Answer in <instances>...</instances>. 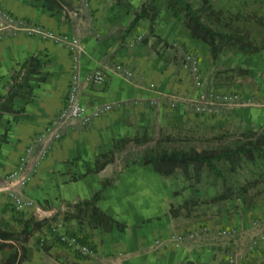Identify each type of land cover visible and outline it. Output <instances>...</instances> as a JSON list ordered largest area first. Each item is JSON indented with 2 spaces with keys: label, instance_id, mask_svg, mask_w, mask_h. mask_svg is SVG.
<instances>
[{
  "label": "crops",
  "instance_id": "crops-1",
  "mask_svg": "<svg viewBox=\"0 0 264 264\" xmlns=\"http://www.w3.org/2000/svg\"><path fill=\"white\" fill-rule=\"evenodd\" d=\"M0 8L13 18L11 26H0V106L8 107L7 111L0 113V138L6 136L5 142H0V212L9 207L6 205L9 201L2 189L1 180L14 168L18 157L30 147L31 161H39L31 181L21 192L38 206L51 205L52 208L41 209L42 213L37 214L49 217L58 203L75 204L90 199L101 188L102 182L112 177L116 169H120L112 162L97 172H88L93 170L97 156L112 151V142L117 140L115 138L129 135L100 134L106 130V123H110L109 115L118 119L125 117L126 113L123 114V110L116 114L112 112L97 120L95 128L90 130H81L79 121L64 123L57 118L44 133L57 109L66 102L70 84L67 70L71 67V60L69 56L66 58L57 51L50 40H43L39 35L29 36L25 31L26 27L32 28V25L48 33L62 32L66 29L65 25L61 24L57 16H50L51 12L43 11L39 0H0ZM105 23L98 28L84 25L74 32L85 47L78 61L77 95L80 102L91 111L100 105L114 106L131 99L146 103L148 99L159 98L160 93L171 95L169 88H177L178 82L169 76V66L164 59L168 51L166 44L175 39L167 28L158 25V21L153 24V34L158 36V41L154 45L150 39L148 45H152L153 50L158 52L156 54L151 53L149 47L137 46L131 51L119 49L116 40L107 41L109 21ZM45 47L46 52L43 51ZM30 57H35L43 64V82L32 86V78H28L27 83L17 90L15 83L23 75L22 72L19 74V68ZM117 63L132 68L133 76L126 80L113 74L112 68ZM96 69L105 72L104 82L86 83L85 75ZM177 75L182 78L180 87H184V74L179 67ZM105 83V90L96 89ZM150 83H154L156 91L149 87ZM14 90L18 95L10 101L8 92ZM54 132L61 133L59 138H53L51 134ZM43 148H46L45 155L38 157ZM168 183L167 176L155 172L150 166L132 165L122 169L117 180L100 197L97 207L123 225V229L114 230L110 241L106 238V241L96 244L94 237L96 247L92 255L86 258H71L72 253L57 241L49 228L48 234L51 237L40 234L39 243L45 245L43 248L38 247L33 237H30L33 231L27 236L19 232L23 238L19 240L23 247L17 244V240L10 239L13 237L10 232L0 231L10 235L7 243L21 248L24 255L21 264H226L225 260L220 262L218 259L219 248L232 251L235 250L237 240L244 243L251 231L249 221L245 220L241 226L236 225L234 219L231 221L235 227L229 235L232 242L222 241L221 236H216L213 231L202 233L200 237L198 234L196 238L188 237L187 234L197 229L202 222L191 221L196 217H191L189 221L180 215H171V206L179 202L175 200L177 197L174 191H171L168 198ZM129 202H151L153 206H135L136 211L134 209L131 215L129 212L124 214L122 208ZM127 210L132 211V207L128 206ZM1 217L5 216L0 214ZM216 219H209L204 224H212ZM216 226L221 228L220 224ZM232 226L229 229L232 230ZM8 227L13 229L11 224ZM262 245L264 249V241ZM3 250L8 253L6 258L13 251L9 248L0 251ZM249 259L245 258L241 264H253Z\"/></svg>",
  "mask_w": 264,
  "mask_h": 264
},
{
  "label": "rangeland",
  "instance_id": "rangeland-1",
  "mask_svg": "<svg viewBox=\"0 0 264 264\" xmlns=\"http://www.w3.org/2000/svg\"><path fill=\"white\" fill-rule=\"evenodd\" d=\"M39 1L43 11L51 12L50 16H57L61 24L65 25L66 29L62 32L53 33L57 36L75 37L74 32L78 27L90 25L98 28L105 25V21L108 20L106 33L108 42L116 40L119 49L125 48L130 51L137 46L149 47L151 53L156 54L158 52L153 50L152 45H148L150 39L154 45L158 41V36L153 34V24H157L155 22L158 21V25L165 26L170 35L175 37L172 42L166 44L168 51L164 58L169 66V76L178 82L177 88H169L171 95L160 93L159 98L148 99L146 103L139 99H131L120 102L119 105L111 106L110 104V108L103 110L98 117L87 122L79 121L81 130H90L95 128L97 120L107 117L112 112L116 114L123 110V114L126 113L125 117L115 119L108 116L111 124L106 123V130L100 134H129L115 139L137 137L140 140V143L129 142L118 150H110L104 155L97 156L98 162L111 159L110 163L113 162L120 167L121 159L132 158L137 153H144L155 147L165 150H181L189 147L216 149L225 146L232 147L236 143L256 137L262 138L264 142V49L256 53H247L222 48L218 58L213 61L208 47L199 40L191 38L183 26L182 16L168 11L164 0H154V19H142L131 29H128V25L144 0H56V5L43 0ZM187 1L201 12L204 22L212 27L245 33L257 42H264V0ZM30 26L35 28V26ZM41 31L44 32L43 29ZM25 32L29 36L38 35L29 33L27 30ZM39 36L43 40H50L57 51L66 58L69 56L71 60V52L65 44L43 35ZM78 38L81 40L80 37ZM44 49L43 51L46 52L47 48ZM184 54H193L199 60L203 85L198 91H195L192 80L186 75L183 76L185 86L180 87L179 85L182 78L180 79L177 75L178 60ZM42 69L43 66L39 75L28 77L32 78L30 82L32 86L43 82L41 81L44 78ZM67 75L70 77V84L66 92V100L72 85L71 67L68 68ZM106 85L105 83L97 86L96 89L101 88L103 91ZM200 91L204 94L207 92L238 94L240 105L237 107L218 106L211 111L196 112L192 99ZM247 103L248 105H245ZM64 104L57 109L55 117L45 127L44 133L48 126L56 122L66 102ZM100 106L97 108H103L106 105ZM5 138L6 136L3 135L0 142H5ZM219 167L225 180L214 177L206 168L200 173L192 170L186 173L175 170L168 175L167 196L170 198L171 191H174L177 197L175 200L179 202L171 206L170 213L174 217L180 215L188 220L196 217L191 221H200L202 224L191 232H197L199 237L202 233L213 231L216 236H221L222 241L229 242H232L229 235L235 230L231 221L234 219L236 225L241 226L245 220H248L251 231L248 232L245 242L237 240L235 250L232 251L220 247L218 259L220 262L225 260L227 264V257L234 254L238 264L245 261L247 257L253 264H264L262 247L264 241V230H262L264 227V156L256 153L252 160L245 157L236 158L220 163ZM7 200L9 201L8 198ZM6 205L9 207L0 212L5 216L0 218V229L10 232L13 236L10 239L17 240L20 247L23 245L19 240L23 238L19 232H21L24 220L30 221L29 224L33 226L30 237H33L35 244L41 248L45 245H40L39 238L42 235L51 237L48 234V228L51 225H59L67 234L80 236L82 242L92 251L97 243L106 241V238L110 241L114 230L121 231L114 227L109 229L105 220L97 223L96 219L90 218L89 211L83 210L80 206L75 207L74 204H56L54 212L49 217L37 214H41L47 208H52L51 205L38 206L36 204L39 211L36 209L16 211L10 201ZM140 205L153 206L151 202L136 204L129 202L125 208H122V211L124 214L129 212L128 214L131 215ZM128 206L132 207V211L127 210ZM142 214L146 213L142 212ZM212 217H217V219ZM209 219H216V222L204 224ZM34 222H37L38 227ZM8 224H11L13 229H10ZM218 224H220V229L216 226ZM231 226L232 230L229 229ZM191 232L187 234L188 237ZM53 239L55 240L54 237ZM69 252L72 253L71 258L88 257L78 255L71 250ZM7 254L6 250L0 251V262L6 258Z\"/></svg>",
  "mask_w": 264,
  "mask_h": 264
},
{
  "label": "trees",
  "instance_id": "trees-1",
  "mask_svg": "<svg viewBox=\"0 0 264 264\" xmlns=\"http://www.w3.org/2000/svg\"><path fill=\"white\" fill-rule=\"evenodd\" d=\"M43 1L56 5V0ZM164 1L166 2V9L168 11L182 16L183 26L189 32L191 38L199 40L208 47L213 61L218 58L222 48L247 53H256L261 49H264V42H257L255 39L249 37L248 34L234 31H224L223 29L214 28L210 24L204 22L201 12L194 8L187 0ZM154 17V0H144V2H142L139 6V9L134 13L133 19L128 25V29L133 28L137 22L142 19L152 20ZM41 66V63L35 57L27 59L19 68V74L22 72L23 75L20 77V81L15 83L17 84L15 86L17 90L22 85L24 86L27 83L28 76L40 74ZM28 87L30 90V86ZM16 95H18L17 91H9L8 100L11 101V99ZM7 110L8 107L5 105L0 106V113ZM129 142L140 143V140H138L137 137L113 140L112 150H118V148H122ZM256 153L264 156V142L260 137L249 139L242 143H236L232 147L225 146L216 149L189 147L181 150H165L155 147L147 152L137 153L132 158L121 159L120 161L122 162V165L120 166V169L115 170L112 177L105 179L101 184V188L96 191L90 199L79 201L75 203L74 206H80L83 210L89 211L90 218L93 220L96 219L97 223L101 222V220H105L109 229L114 227L122 230L123 225L113 220L111 216L106 215L97 207L100 197L117 180L122 169L132 165L138 167L150 166L155 172L163 176H168L175 170H181L185 173L192 170L196 173H200L204 168H206L214 175V177L225 180V176L219 167L220 163L242 157L252 160ZM111 161V159L104 162H98L96 160L93 170H90L89 172H97ZM29 222V220L24 222V226L20 232L22 236H27L32 232L33 226H31ZM34 224L37 226V222H34ZM8 237H10L8 233L0 231V250L4 248L13 250L5 260L0 262V264H21L24 259L22 250L18 246L7 243L6 241Z\"/></svg>",
  "mask_w": 264,
  "mask_h": 264
},
{
  "label": "built area",
  "instance_id": "built-area-1",
  "mask_svg": "<svg viewBox=\"0 0 264 264\" xmlns=\"http://www.w3.org/2000/svg\"><path fill=\"white\" fill-rule=\"evenodd\" d=\"M13 18L0 8V26H11ZM29 33L43 35L44 37L59 41L65 44L71 52V73H72V85L66 100V106L63 108L58 116L60 122L80 121L87 122L90 119H94L99 116L103 110L110 108L109 105L103 108H93L89 111L88 107L82 104L77 95V81H78V61L79 56L84 52L85 47L83 43L76 37H70L67 35L57 36L53 33L42 32L38 28L26 29ZM179 69L192 80L195 91L202 88L203 81L200 74L199 60L193 54H184L181 59L178 60ZM112 73L119 75L123 79H130L133 76V70L124 64L117 63L112 68ZM105 79V72L101 69L93 70L87 73L84 77V81L88 84H102ZM149 87L156 91L154 83H150ZM198 96V98H196ZM238 94L229 93H215L200 91L198 95L192 99V105L196 112H206L215 109L218 106L222 107H237ZM174 104V103H173ZM172 104V105H173ZM245 105H248L245 104ZM264 106V105H263ZM53 138H59L60 134L54 132L51 134ZM32 148H27L19 157L14 168L7 173L2 181V189L12 206L16 211H23L28 208L36 209L39 211L36 203L26 198L21 189L24 188L32 179L35 172V168L38 165L39 160L31 161ZM46 153V148L39 151L38 157H43ZM206 230V228H203ZM49 232L57 239V241L65 246L67 249L76 252L84 256H91L92 250L84 244L80 238L76 235L67 234L61 229L59 225H51ZM189 237H198V233H191ZM42 243L43 240H40ZM227 264H238L237 257L234 254H230L227 257Z\"/></svg>",
  "mask_w": 264,
  "mask_h": 264
}]
</instances>
